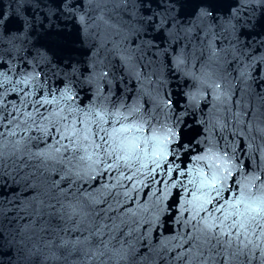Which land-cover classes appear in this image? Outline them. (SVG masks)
Instances as JSON below:
<instances>
[{
  "label": "snow or ice",
  "instance_id": "6c2138e0",
  "mask_svg": "<svg viewBox=\"0 0 264 264\" xmlns=\"http://www.w3.org/2000/svg\"><path fill=\"white\" fill-rule=\"evenodd\" d=\"M0 264H264V0H0Z\"/></svg>",
  "mask_w": 264,
  "mask_h": 264
}]
</instances>
